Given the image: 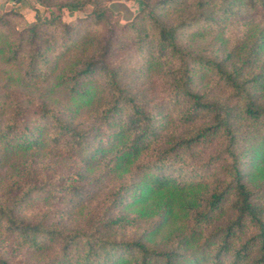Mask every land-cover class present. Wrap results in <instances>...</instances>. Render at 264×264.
<instances>
[{
  "label": "trees",
  "instance_id": "16d2710c",
  "mask_svg": "<svg viewBox=\"0 0 264 264\" xmlns=\"http://www.w3.org/2000/svg\"><path fill=\"white\" fill-rule=\"evenodd\" d=\"M55 1L0 14V264H264V0Z\"/></svg>",
  "mask_w": 264,
  "mask_h": 264
},
{
  "label": "rangeland",
  "instance_id": "374dc122",
  "mask_svg": "<svg viewBox=\"0 0 264 264\" xmlns=\"http://www.w3.org/2000/svg\"><path fill=\"white\" fill-rule=\"evenodd\" d=\"M112 1H124L127 3L139 1L141 3L140 7L142 8L139 13H137L136 17L142 12L144 9V5L142 4V0H109L106 2V6ZM54 2H56L54 0ZM54 2L46 0H21L19 3L13 0H0V14H4L6 12H10L15 10L19 13L17 17L12 18V26L16 27L18 30L28 26L35 19V11L38 12V15L43 18H47L50 15V11H54L57 13L56 7L53 5ZM46 4H51V7H47ZM92 7L90 5H85L79 10H74L69 12L66 9L61 11V19L63 22L76 25L80 23V20L84 19L86 15L89 14ZM113 14V13H112ZM135 17V18H136ZM134 18V19H135ZM112 21L116 23L118 26H125L120 22V15L113 14ZM131 23V22H130ZM120 33V31H119ZM133 234V233H132ZM41 256H36L35 260L41 261Z\"/></svg>",
  "mask_w": 264,
  "mask_h": 264
},
{
  "label": "water",
  "instance_id": "95a60500",
  "mask_svg": "<svg viewBox=\"0 0 264 264\" xmlns=\"http://www.w3.org/2000/svg\"><path fill=\"white\" fill-rule=\"evenodd\" d=\"M141 3L136 2H124V1H112L108 4L107 8L113 14L120 15V22L123 24L130 23L134 20L137 13L141 11Z\"/></svg>",
  "mask_w": 264,
  "mask_h": 264
}]
</instances>
